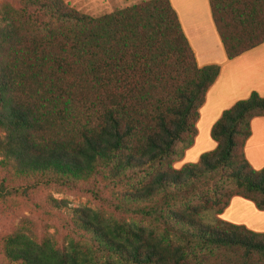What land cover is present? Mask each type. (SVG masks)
<instances>
[{"label": "trees", "instance_id": "trees-1", "mask_svg": "<svg viewBox=\"0 0 264 264\" xmlns=\"http://www.w3.org/2000/svg\"><path fill=\"white\" fill-rule=\"evenodd\" d=\"M225 56L264 42V0H207ZM0 164L35 184L97 177L152 224L74 208L62 245L15 228L0 254L18 264H264V233L215 217L230 197L264 210V168L243 156L264 95L251 92L209 129L215 147L178 169L218 73L197 67L168 0L89 16L63 0L2 5ZM230 191L209 192L213 178ZM34 186V185H32ZM219 192V193H218ZM197 202V203H195ZM52 207L62 201L49 199ZM133 204V206H132Z\"/></svg>", "mask_w": 264, "mask_h": 264}, {"label": "crops", "instance_id": "crops-1", "mask_svg": "<svg viewBox=\"0 0 264 264\" xmlns=\"http://www.w3.org/2000/svg\"><path fill=\"white\" fill-rule=\"evenodd\" d=\"M168 1L177 15L196 66L218 67V73L206 89L197 110L196 133L192 143L177 161L181 166L195 162L202 151L215 147V142L209 137V129L223 110L245 99L251 92L264 95V42L228 59L214 28L207 0ZM197 143L199 149L192 151L191 148ZM242 150L244 159L252 169L264 168V116L251 118L249 135ZM217 216L220 220L241 225L250 231L264 233V210L256 209L251 201L242 197H230Z\"/></svg>", "mask_w": 264, "mask_h": 264}, {"label": "rangeland", "instance_id": "rangeland-1", "mask_svg": "<svg viewBox=\"0 0 264 264\" xmlns=\"http://www.w3.org/2000/svg\"><path fill=\"white\" fill-rule=\"evenodd\" d=\"M140 1L144 0H63L69 7L89 16H99ZM2 5L17 7L20 0H0V8ZM1 17L0 12V23ZM200 139L204 143V139ZM206 139L210 141L209 138ZM198 149V143L191 148L192 151ZM178 160L171 162L173 169L180 167ZM222 179L213 178L207 185L209 192L214 190L213 187L221 190L220 193L230 191V185ZM126 187L128 186L125 184L102 181L95 176L70 185H37L32 177L14 174L10 168H4L0 164V237L19 228L35 240L49 238L56 245H62L67 239L74 238L69 224L74 208L97 211L107 219L135 220L145 226L152 224L150 217L132 213V209L139 207L138 203L134 207L123 204L124 200L120 195L126 191ZM49 199L62 203L58 207H52L48 203ZM215 217L218 218L217 215ZM0 264L18 263L8 261L0 254Z\"/></svg>", "mask_w": 264, "mask_h": 264}]
</instances>
